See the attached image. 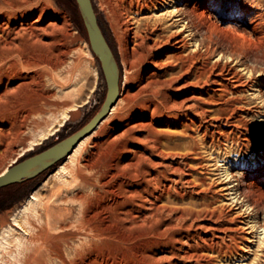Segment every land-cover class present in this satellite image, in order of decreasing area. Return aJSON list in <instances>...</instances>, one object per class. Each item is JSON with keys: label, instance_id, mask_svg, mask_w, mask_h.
Returning <instances> with one entry per match:
<instances>
[{"label": "rangeland", "instance_id": "rangeland-1", "mask_svg": "<svg viewBox=\"0 0 264 264\" xmlns=\"http://www.w3.org/2000/svg\"><path fill=\"white\" fill-rule=\"evenodd\" d=\"M196 1L205 4L201 8L203 15L198 21L201 25L195 40L186 37L187 31H184L180 37H186L187 44L178 50L169 46L155 57L160 66H151L144 75L155 70L160 71L161 76L167 75L166 71L181 74L173 84L180 88L169 92L176 100L191 95L193 89L182 86L186 80H198L201 87L195 88L194 94L207 109L205 117L200 120L203 127L198 129V122L192 124L187 117L181 122L189 124L192 130L184 129L183 123L176 119L157 122L154 124L156 132L168 135L167 139L159 136L157 141L149 136L142 116L135 110L147 105L152 97L147 89L139 95L136 93L137 82L132 79L133 59L129 54L131 44L128 49L102 1L92 0L101 29L121 68L119 97L126 94L130 97L128 101L121 100L109 113L107 121L104 120L108 116L98 125L93 138L77 151L73 161L66 162L68 156L38 175L26 188L14 193L0 192V199L11 195L14 200L8 207L0 202V216L6 212H19L21 219L25 218L22 223L25 227L22 225L20 230L16 226H0V248H4L0 250V264H23L25 255L34 246L25 240L26 236L33 230L31 233H34L38 225L39 228L46 223V227L47 222L55 224L56 232L65 227L74 231L73 237L64 245L68 264H198L195 258L186 259L185 252L195 246L199 235L214 242L228 241L229 232L214 233L205 228L226 221L225 218L231 219V226L237 234L239 246L236 252L231 258H225L204 249L199 251L200 262L264 264V230L252 227L254 221H264V0H161L151 5L146 13L132 15H136L134 20L166 17L165 26L169 25L171 32L177 31L188 19L176 20L169 15L172 5L188 7ZM29 2L23 22L33 28L25 33L24 42L15 46L17 56L11 60L19 65L21 79L27 77L29 80L18 91L17 100L37 104L39 109L34 116L23 121L24 125H14L16 131L13 125L0 124V173L9 168L13 160L19 161L39 152L79 130L99 110L106 95L100 66L77 30L68 3L65 0ZM250 17L259 24L260 28L255 32L252 29L256 23H248ZM240 19H245L247 24H242ZM208 24L213 25L211 32L206 28ZM236 34H242V37ZM174 52L182 53L183 61L172 57ZM229 69L244 81L238 88L230 86L233 78L228 74ZM214 79L230 83L228 91L220 96L221 92L216 90L219 86L212 83ZM14 85L10 84L8 88ZM238 96L242 102H234ZM208 99L211 101L206 103ZM0 106L3 108V104ZM230 108L234 112H229ZM222 109L227 110L228 124L219 117ZM209 115L211 118L218 116L210 118V123L221 125L225 134L229 131L219 142L210 137L201 139L208 125L204 120H208ZM160 139L161 144L158 143ZM30 146L32 149H28ZM184 162L188 164L184 173L172 174L169 165H184ZM84 164L91 166L86 168ZM225 169L234 176L226 177ZM188 178L193 182L185 183ZM64 210L67 212L59 214ZM196 213L200 215L195 217ZM27 215L32 216L30 220ZM25 220L30 221V225L28 221L26 225ZM9 228H13L11 232ZM187 233H190L188 239L185 237ZM171 234L177 238L173 248L159 246V242ZM171 251L174 254L171 255ZM52 264L62 263L56 260Z\"/></svg>", "mask_w": 264, "mask_h": 264}, {"label": "bare ground", "instance_id": "bare-ground-1", "mask_svg": "<svg viewBox=\"0 0 264 264\" xmlns=\"http://www.w3.org/2000/svg\"><path fill=\"white\" fill-rule=\"evenodd\" d=\"M27 1L29 2V0H0V103L3 104V108H2V106H0L2 108L0 110V124L13 125L12 127H14V125L17 126L18 123L19 124L21 123V125H22L23 121L26 118H29L31 115L34 116L33 113H35V111L39 109L37 104H34V103H32V104L23 103V102H20V101L17 100L18 93H19L18 91L26 83L25 81L29 82V80H27L28 79L27 77H23V80L21 79L22 77H21V74L19 73V70H20L19 69V65H17V62H15V61L13 62V60H11L14 56H17L16 53H15V46L16 47L20 46L24 42V40L26 39L25 38V36H26L25 33L27 31H30L33 28L32 25H27L26 23L23 22L24 18H25V15H26V11H27L26 8L28 6V2ZM101 1L105 5V7L107 8V10L110 13L111 17L113 18V20L115 21L116 26L119 28V30H120V32L122 34L121 38L123 39V42L125 43L126 47L128 46V49H129V44H131V47L129 49V54H130V56L133 59V75H132V79L137 82L136 93L139 95L142 92H144L145 89H147V92L152 97L151 101H149V103H147V105H143V107L142 106L141 107H136L137 109H135L136 112L139 115L142 116V119H143L142 121L147 126L146 129L148 128L149 136H153L154 140L156 139L157 141L159 140V136H162L161 139L162 138H166L167 139L168 135H166V133L163 134L162 131H160V133L156 132L154 124L157 123V122H163V121H167L168 122V121H171L173 119H176L179 123H183V122H181V120H183L185 117H187L189 119L190 123H192V124L198 122L196 127L198 129H201V127H203V125L200 122V120L205 117V111L207 109L205 110L204 106L202 105V102L199 101V97L194 94L195 93V91H194L195 88L201 87L199 85L198 80L195 81V79H194L195 82H192V81L191 82H187V80H186V83L184 85H182V86H183V88H185V87H187L189 89L192 88L193 90H191V95H187L186 97H184L181 100H176V99H173V97H171L172 95H170L169 92L173 91V90H177L178 88H180V87H178V88L174 87L173 84L175 82H177L178 79L181 78V76H182L181 74L176 75L174 71L173 72L166 71L167 73H165V74H167V75L161 76L160 75V71H158V70L152 71L147 76H145L144 74L147 73L148 69L151 68V66H153V67H159L160 66L161 63H159V62L157 63V61L155 60V57L161 55L169 46L175 47L176 50H178L180 47H183V46H185L187 44L186 43V37H189L190 39H192V40L194 39L195 40L196 31L200 28L199 25H201V24L198 25V21H199L201 15H203V11L201 10V8H202L203 4H205V3H200L199 1H196V3H194L192 6L185 7V5H184L182 8H177L175 5H172V9L168 12L169 15H171L172 17L174 16L176 18V20H182L183 18L187 17L188 21L187 22L185 21L186 23L183 22L182 24H180V27H179L180 29H178L177 31L174 30V31L171 32L170 29H169L170 28L169 25L165 26V24L167 23V20H168V19H166V17L157 18V19H154V20H152V19H149V20L148 19H140V18L134 20L136 15H140V14L146 13L149 10L151 5H155L159 1L161 2V0H101ZM33 3H34V1H33ZM29 4H30V2H29ZM35 4H36V2H35ZM181 4H183V2H181ZM199 8H200V10H199ZM41 9H42V7H41ZM41 9H40V11H41ZM43 9H42V11H43ZM132 13H135L136 15L133 16ZM258 18L261 19V16H258ZM240 21H241L242 24H247V22H245V19H240ZM248 23H250L252 25H253V23H256L254 25L253 29H252V31H254V32H255L256 29L260 28V27L258 28L259 24L257 25L258 22L257 21L255 22V19L253 17L248 18ZM15 24H16V26H15ZM206 28L208 29L209 32H211L212 29H213V25L212 24H208V27H206ZM184 31H187L186 32L187 34L185 33L186 37L184 38V36H183V38H181L180 36H181V34ZM235 36L240 38V37H242V34H236ZM179 37H180V39H179ZM194 42H195L194 44L197 46L198 45L197 41H194ZM179 43H181V45H178ZM200 44H202V42ZM176 45H177V47H176ZM254 45H256V44H254ZM196 46H194V49H197V48H195ZM194 52H195V50H194ZM242 53H244V52H242ZM181 54L178 53V52H174V53H172V57H174L175 59H179L180 62H181V61H183V57H182ZM22 60H24V59H22ZM19 62H20V60H19ZM21 63H20V65H21ZM23 64H25V62ZM28 67H30V66H28ZM246 68H247V66H246ZM120 71H121V68H120ZM176 71H178V70H176ZM181 73L183 74V72H181ZM219 74H220V72H219ZM228 74H231V78H233L232 81L230 80L232 82L231 85H230L231 87L238 88L239 86H241L244 83V81L240 80L241 77H239L236 72H231L230 69H229ZM195 77L198 78L199 75H197V73H196ZM220 77H221V75H220ZM225 79H227V78H225ZM31 81H32V84H33V80H31ZM31 81H30V83H31ZM199 81H200V79H199ZM212 83H216L219 86L216 90H219L221 92L219 94L220 96L223 94V92L228 91V89L230 88L229 85H228L230 83L226 84L223 81H218V79H214V81ZM10 84H15V85H14V87H12L10 89V87L8 88V86ZM27 84H29V83H27ZM204 84H206V82ZM24 87H25V85H24ZM26 87H28V86H26ZM1 88H3L2 91H1ZM120 93H121V91H120ZM128 96L130 97V95H128V94L123 95V97H121V98L119 97V99L117 101V104L113 107V109L111 110V113L117 107L118 103L121 100L122 101L123 100L124 101H128ZM233 100H234V102L235 101L236 102L241 101L240 97L239 98L235 97V99H233ZM205 101H206V99H205ZM210 101L211 100L208 99L206 103H208ZM25 102H27V101H25ZM203 102H204V100H203ZM230 109H231V111H229V112H234V109L233 110H232V108H230ZM225 112H224V109H222V111L219 113L220 114L219 117L224 119L225 124H228L230 121H228V118H229L228 115L225 116ZM229 112H228V114H229ZM214 116H213V118H214ZM206 117H207V115H206ZM215 117H218V116H215ZM231 117H233V114H232ZM108 118H109V116L104 121L106 122ZM210 118L211 117L209 115L208 120L207 119L204 120V121L208 122V125L204 129V132H202V138L201 137L200 138L203 139V140H206L207 137H210L212 139V141L217 140L219 142L220 138L226 136V134L229 133V131H227L226 134H225V132L222 131V129H221V125H216V124L210 123L211 122L210 120L213 119V118H211V119ZM216 119L218 120V118H216ZM103 122H101V123H103ZM101 123H100V125H101ZM217 124H219V123H217ZM181 126H182V124H181ZM183 127H184V129H189V130L191 129V126L189 124H187V123H183ZM14 129H15V127H14ZM16 130L17 129H15V131ZM235 132H236V130H235ZM95 133L96 132L94 130L91 134H89L83 140H81L78 143V145L74 148L73 152L69 155V157L67 158L66 162L73 161V157L75 156L77 151L80 150V148L83 145H85L86 143L90 142V140L93 138ZM1 134H2V129H1ZM6 134L7 133H5V135ZM10 137H11V134H10ZM16 138L19 139V137H16ZM161 139L158 142L160 144H161ZM231 139H232V137H231ZM5 140L7 141L8 138L5 139ZM221 144H222V142H221ZM212 145H214V144H212ZM31 147L32 146H30V148H28V149H32ZM13 162L15 163L16 161L13 160ZM185 163L186 162H184V165L182 163L181 164H177V165H173V164L169 165L172 168V174L173 173L174 174L178 173L180 175V173L181 174L184 173V168L187 167V165H188L187 163L186 164ZM88 164H90V163H88ZM87 165L84 164L83 166L86 167ZM88 166H91V165H88ZM7 169L8 168H4V170L0 173V175L3 174ZM61 170L62 169H59L58 171H61ZM185 170H186V168H185ZM58 171H57V173H58ZM186 174H188V173H186ZM229 175H230V177L234 176L231 173V171H229V169H225V176L228 177ZM80 176L82 177L83 180H85V181L87 180L85 176H82V175H80ZM229 180H231V179H229ZM235 180H238V178L236 177ZM191 181L192 180L189 179V178L185 179V183L186 182L190 183ZM161 185H163V184H161ZM236 185H239V183L236 184ZM167 187H169V185ZM167 187H166V192L168 194V193H170V191H169V189ZM146 190L149 192V194H152V193H150L151 190L149 188H147ZM236 190H237V188L235 187V191ZM236 193H237V191H236ZM237 199H238V196L236 198V201H237ZM242 201H244L243 198H242ZM46 204H47V202H46ZM52 208H51V211H52ZM65 209H66V207H65ZM53 212H55V210H53ZM66 212L64 210V212L61 211V212H59V214L66 213ZM20 214L21 213H19V212L18 213H9V212L4 213L3 215L0 216V226H8V227L16 226L19 229V227H21L23 225L22 223H24L23 220L25 219L24 217L26 216V215H24V217H23L24 219L22 220L21 217H20L21 216ZM54 214L56 215V213H54ZM196 214L197 215H195V217L200 215L199 213H196ZM27 216H29V215H27ZM29 217H30L29 218V220H30L32 216H29ZM44 217L46 218L45 215H44ZM55 217H58V216L56 215ZM59 217H60V215H59ZM61 217H63V214H62ZM179 217H180V215H179ZM181 218L184 221V218L183 217H181ZM181 218H180V220H181ZM225 219H226V221H221L217 225L216 224L215 225L212 224V225L207 226L205 228L206 229L209 228L210 230H213L214 233H215V231L216 232L221 231V232H224V233L229 232L227 234V236L229 238L228 241H223V242H221V241L220 242H216L215 241L214 242L211 238L207 239V238H204V237L199 235L198 236L199 241L195 242L196 244L194 243L195 246L190 247L189 250H187L185 252V254H184L185 258L186 259L187 258H195V260L198 262V264H206L205 262H200L202 260L200 258H202V257L200 255L199 251H202L204 249H206V250L208 249V250H211L213 252H216L219 256H222V257H225V258H231L230 256L234 252H236V249L238 248L239 245H237V236H236L237 234H235L236 232L234 233V227L231 226V221H230L231 219L230 220L228 218H225ZM262 219H264V218H262ZM27 221L25 220V224L27 223ZM254 222H255V224H253L252 227H256V228H260L261 230H264V221L260 222V220H259V221H254ZM28 224L30 225V221H28ZM40 225H41V223H40ZM45 225H46V223H45ZM45 225L43 227H39V228H38L39 225L36 226L37 228L35 229L36 231L34 233H31L34 230L31 231V232L29 231L30 233L28 232L29 234L26 236L25 240H28L29 242L33 243L34 246L32 247V251L29 252V254L25 255V253H24L25 258L22 256V258H24V260H23L24 263L23 264H52L56 260H58L62 264H68V259H67L68 256H67V253H66V249L64 248V245L68 242V240L70 238L73 237V235H74L73 232L74 231L73 232H71L72 230L68 231L67 229H65L66 227L64 226L65 227L64 228L65 231H64L63 228H62L63 230L60 231L61 229L59 228L60 230L58 232H56V231H54V228H55V224L54 223L52 224L51 222H47V226L46 227H45ZM186 225L189 226L188 224H186ZM34 226H32V227H34ZM176 226L175 227L171 226V227L173 229H176ZM183 226L185 227V225H183ZM16 227H15V229H16ZM22 227L24 228L25 225H23ZM32 227L30 228V230L33 229ZM250 227H251V225H250ZM186 228H188V227H186ZM197 228H198V226H197ZM12 229H10L9 231L11 232ZM68 229H70V228H68ZM178 229H180V228H178ZM57 230H58V228H57ZM9 231H7V232H9ZM13 232H15V231H13ZM237 232H239V231H237ZM26 233L27 232H25V234ZM171 233H172V231H171ZM214 233H212V236H214ZM5 234L7 236L9 235L8 233H5ZM189 235H190V233H187L185 237H187V239H188ZM169 236H167L164 239H162L159 242V246L165 247V248L166 247L167 248L168 247L173 248L174 243L177 241V238L175 237V235H172V234L169 235ZM2 237L3 236H1V238ZM11 237H12V235H11ZM15 237L16 236H14V239H15ZM22 237H21V240H22ZM19 238H20V236H19ZM263 238H264V236H263ZM9 239H11V238L9 237ZM23 239H24V237H23ZM15 240H13V241H15ZM179 240H181V239H179ZM261 241H263V240H261ZM11 242H10V244H11ZM5 243L8 244L7 241H5ZM5 243H4V245H6ZM22 243H23V241H22ZM82 244H84V243H81V246H84ZM30 245H32V244H30ZM6 246L9 247L8 245H6ZM27 246H28V244H27ZM23 247H24V245H23ZM1 248H0V250H1ZM2 249H4V248H2ZM18 249H19V246H18ZM76 249H77V247H76ZM21 251H23V249ZM18 252H20V251L18 250ZM172 254H174V252L171 251V255ZM20 257H21V255H20ZM79 257H80V255H79ZM203 257H204V255H203ZM20 259H18V260H20ZM195 260H194V263H195ZM205 261H206V259H205ZM172 264H174V263H172Z\"/></svg>", "mask_w": 264, "mask_h": 264}, {"label": "water", "instance_id": "water-1", "mask_svg": "<svg viewBox=\"0 0 264 264\" xmlns=\"http://www.w3.org/2000/svg\"><path fill=\"white\" fill-rule=\"evenodd\" d=\"M89 40L91 53L97 58L102 72L106 95L99 110L79 130L54 144L13 163L0 175V189L34 179L67 158L86 136L91 134L109 115L120 94V67L98 21L92 0H75Z\"/></svg>", "mask_w": 264, "mask_h": 264}, {"label": "trees", "instance_id": "trees-1", "mask_svg": "<svg viewBox=\"0 0 264 264\" xmlns=\"http://www.w3.org/2000/svg\"><path fill=\"white\" fill-rule=\"evenodd\" d=\"M65 1L68 3V5L70 7V11L72 13V18H73V21L75 23V26H76L77 30L80 32V34L85 38V40L89 44V40H88L86 31H85V28H84V25H83V22H82V18H81V15H80V12H79V9H78V7L76 5L75 0H65ZM97 62H98V60H97ZM98 64H99V62H98ZM120 84H121V78H120ZM34 179H30V180L24 181L22 183H16V184H12V185L6 186L4 188H1L0 192H2V191H12L14 193V192H16V191H18L20 189L26 188L29 184H31L34 181ZM0 202L2 203V205L4 207H8L14 202V200L11 197V195H9V196L6 195V196H2L1 197Z\"/></svg>", "mask_w": 264, "mask_h": 264}]
</instances>
